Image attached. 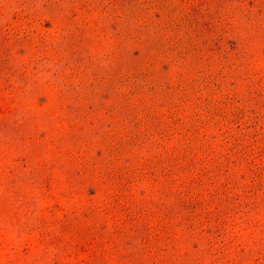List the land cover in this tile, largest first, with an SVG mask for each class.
I'll use <instances>...</instances> for the list:
<instances>
[{
  "label": "rangeland",
  "instance_id": "374dc122",
  "mask_svg": "<svg viewBox=\"0 0 264 264\" xmlns=\"http://www.w3.org/2000/svg\"><path fill=\"white\" fill-rule=\"evenodd\" d=\"M0 264H264V0H0Z\"/></svg>",
  "mask_w": 264,
  "mask_h": 264
}]
</instances>
